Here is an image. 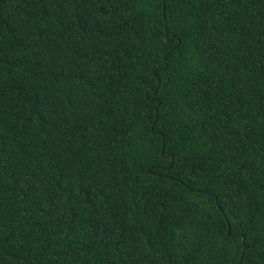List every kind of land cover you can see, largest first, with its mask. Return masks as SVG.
<instances>
[{
	"label": "trees",
	"instance_id": "16d2710c",
	"mask_svg": "<svg viewBox=\"0 0 264 264\" xmlns=\"http://www.w3.org/2000/svg\"><path fill=\"white\" fill-rule=\"evenodd\" d=\"M0 264H264V0H0Z\"/></svg>",
	"mask_w": 264,
	"mask_h": 264
},
{
	"label": "water",
	"instance_id": "95a60500",
	"mask_svg": "<svg viewBox=\"0 0 264 264\" xmlns=\"http://www.w3.org/2000/svg\"><path fill=\"white\" fill-rule=\"evenodd\" d=\"M169 38H171V37H169ZM149 92V90H147L146 91V93H148ZM162 152H163V149L161 150V154H162ZM229 232V227L227 228V233Z\"/></svg>",
	"mask_w": 264,
	"mask_h": 264
},
{
	"label": "rangeland",
	"instance_id": "374dc122",
	"mask_svg": "<svg viewBox=\"0 0 264 264\" xmlns=\"http://www.w3.org/2000/svg\"><path fill=\"white\" fill-rule=\"evenodd\" d=\"M164 157H166V155H164Z\"/></svg>",
	"mask_w": 264,
	"mask_h": 264
}]
</instances>
